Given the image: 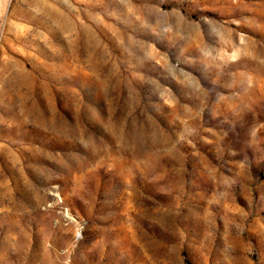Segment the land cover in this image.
Returning a JSON list of instances; mask_svg holds the SVG:
<instances>
[{
  "label": "rangeland",
  "instance_id": "obj_1",
  "mask_svg": "<svg viewBox=\"0 0 264 264\" xmlns=\"http://www.w3.org/2000/svg\"><path fill=\"white\" fill-rule=\"evenodd\" d=\"M0 264H264V0H0Z\"/></svg>",
  "mask_w": 264,
  "mask_h": 264
}]
</instances>
